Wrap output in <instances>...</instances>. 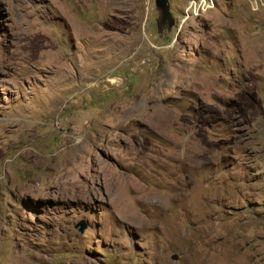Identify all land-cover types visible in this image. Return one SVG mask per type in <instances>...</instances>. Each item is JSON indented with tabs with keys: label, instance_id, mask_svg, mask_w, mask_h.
Wrapping results in <instances>:
<instances>
[{
	"label": "rangeland",
	"instance_id": "374dc122",
	"mask_svg": "<svg viewBox=\"0 0 264 264\" xmlns=\"http://www.w3.org/2000/svg\"><path fill=\"white\" fill-rule=\"evenodd\" d=\"M170 3L0 0V264H264V0Z\"/></svg>",
	"mask_w": 264,
	"mask_h": 264
},
{
	"label": "water",
	"instance_id": "95a60500",
	"mask_svg": "<svg viewBox=\"0 0 264 264\" xmlns=\"http://www.w3.org/2000/svg\"><path fill=\"white\" fill-rule=\"evenodd\" d=\"M155 5L160 12L161 19L159 21V26L163 27L168 25V28H172L175 23V19L173 13L171 11V3L170 0H155ZM174 259H177L178 256L176 254L173 255Z\"/></svg>",
	"mask_w": 264,
	"mask_h": 264
},
{
	"label": "built area",
	"instance_id": "2783aa9c",
	"mask_svg": "<svg viewBox=\"0 0 264 264\" xmlns=\"http://www.w3.org/2000/svg\"><path fill=\"white\" fill-rule=\"evenodd\" d=\"M150 2L152 1V0H149Z\"/></svg>",
	"mask_w": 264,
	"mask_h": 264
}]
</instances>
